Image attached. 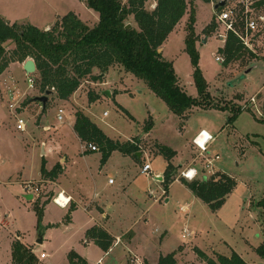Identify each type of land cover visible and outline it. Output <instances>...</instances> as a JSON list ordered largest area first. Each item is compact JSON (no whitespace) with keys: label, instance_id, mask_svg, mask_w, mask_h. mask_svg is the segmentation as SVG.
<instances>
[{"label":"rangeland","instance_id":"374dc122","mask_svg":"<svg viewBox=\"0 0 264 264\" xmlns=\"http://www.w3.org/2000/svg\"><path fill=\"white\" fill-rule=\"evenodd\" d=\"M220 1L198 0L194 4L196 49L200 69L209 86L211 107L196 108L188 118L181 119L172 113L144 81L119 66L109 73L104 87L94 88L93 83L88 82L75 100L61 102L55 95L51 96L47 105L49 115L40 109L39 103L25 110V101L44 95L39 89L38 76L36 86L28 92L17 112L10 109L13 103L10 99L2 100L5 88L0 78V264H13V245L18 241L31 251L34 246L38 264H96L101 258H105L106 264H136L137 257L142 259V264H158L161 257L173 253H176L177 264H203L196 249L214 259L218 255L230 257L236 252L248 264H264L256 252L264 243L262 210L258 206L264 198V55L261 52L252 57L246 52L243 60L231 65L217 62L216 56L222 55L220 50L225 45L216 29L219 11L215 6ZM230 1L238 5V26L242 30L247 20L246 11L244 13L238 1ZM260 1L264 0H253L254 8L249 17L259 21L263 37L257 45L264 50V4ZM155 7L152 1L147 5L148 10ZM69 13L76 14L90 27L100 20L99 14L89 9L85 0H0L1 18L10 24L32 25L40 30H49ZM190 16L191 9L167 39L163 54L166 61L173 63L184 92L193 99H200L194 69L186 52ZM130 24L138 28L132 18ZM211 25L216 27L209 32ZM6 49L10 57L15 45L9 43ZM250 68L252 71L246 74ZM12 77L22 91L27 90V76L20 66L14 65L9 70L6 81ZM94 89L99 98L92 102L90 94L95 95ZM105 91L112 97L103 95ZM61 109L64 110L62 122L58 120ZM238 109H242L241 114L230 120ZM78 111L90 117L108 137L122 143L139 141L140 152L149 154L142 163L132 156L136 164L131 168L133 172L124 189H121L117 171L119 168L126 171L131 165L121 153H114L106 173L96 174L100 202L105 200L116 205L109 213L113 229L117 233L128 232L122 237L123 242L134 237L129 248L124 244L116 246L108 256L87 236V230L99 217L88 208L90 202L85 205L86 210H90L88 213L81 206L73 210L70 203L63 210L55 204L63 193L59 192L58 184L41 177L44 156L40 145L46 124L54 130L61 128L66 135L64 151L83 165L81 154L87 144L84 146L73 133ZM18 120L25 122L24 132L20 131ZM150 121L154 124L152 134L143 140ZM203 129L215 138L209 145V154L220 156L213 165L214 176L224 173L237 182L217 212H212L181 183L173 185L168 190L169 195L163 196L165 188L157 181L158 176L164 177L168 164L158 147L166 146L177 153L172 163L177 167L179 180L182 166L200 152L192 142ZM93 157L99 162L103 154L99 151ZM64 163L65 160L60 164ZM145 163H150L151 175L140 174ZM204 164L205 159H200L196 165L198 180L207 175ZM91 166L96 168L94 162ZM76 171L71 169L60 180V188L79 190L80 183L90 187L89 180L74 177ZM32 179L38 180L32 182ZM110 180L115 185H110ZM90 188L92 200L95 190ZM28 193L32 199L26 198ZM36 205L44 212L41 222ZM41 240H44L42 244Z\"/></svg>","mask_w":264,"mask_h":264},{"label":"trees","instance_id":"16d2710c","mask_svg":"<svg viewBox=\"0 0 264 264\" xmlns=\"http://www.w3.org/2000/svg\"><path fill=\"white\" fill-rule=\"evenodd\" d=\"M150 1L156 4L153 10L147 8ZM196 1L198 0H127L124 3L123 0H85L86 6L99 14V23L94 27L84 23L74 13L58 19L49 30H40L32 25L10 24L0 17V75L4 74L12 63H25L32 59L37 67L40 92L46 94L47 91H54L57 99L69 101L83 84L100 83L111 68L119 66L144 81L150 91L162 100L172 113L181 119L188 118V114L196 108L211 107L209 86L200 69V58L196 49ZM202 1L211 3L214 0ZM260 4L263 5L264 1H260ZM190 9L191 16L186 29V52L194 69L193 77L200 99H193L184 92L173 63L165 60L163 51L159 52L163 50L167 39ZM131 18L138 28L130 24ZM211 26L208 27L209 32L211 28L213 31L216 27ZM9 43L15 45L10 57L6 51ZM246 52L248 51L239 38L232 33L220 50L226 65L243 60ZM90 99L94 102L98 96L91 93ZM31 101L32 99H28L24 104L27 106ZM46 110L47 108L43 109L44 112ZM241 112L242 109L235 111L230 120H235ZM75 117L74 131L83 143L97 146L98 151L103 154L102 164H105L114 152L137 159L136 154L140 152L139 141L122 143L113 140L84 112L78 111ZM153 126V122H148L145 132L150 133ZM158 152L168 162L162 180L167 193L170 186L178 180L177 167L172 163L177 153L166 146H159ZM62 171L60 164L48 171L43 160V180L54 182ZM179 180L212 212H217L223 206L237 185L234 178L224 173L192 182L183 178ZM258 206L262 210L264 225V198ZM35 210L38 221L41 222L43 209L36 205ZM87 236L105 253L114 246V239L100 227L88 230ZM256 252L264 260V243ZM196 253L203 260V264H248L236 252L230 257L218 255L217 259L209 257L200 249H196ZM38 263L39 260L33 251L19 241L14 243L13 264ZM177 263L176 253H173L161 257L158 264Z\"/></svg>","mask_w":264,"mask_h":264},{"label":"crops","instance_id":"0c3cea01","mask_svg":"<svg viewBox=\"0 0 264 264\" xmlns=\"http://www.w3.org/2000/svg\"><path fill=\"white\" fill-rule=\"evenodd\" d=\"M163 51V50H162ZM14 65H18L20 66L21 68V71L25 73V75L27 74L25 71H24V65L21 66V64L19 62H16V63H12L9 68L6 70V72L2 75H0V78L3 80L4 82V88L6 89V85L9 86L11 84V80L9 81V79L6 81V79L8 78V74H9V70H11V68L14 66ZM118 66L116 67H113L111 68L108 73L105 75V78L104 80H102L100 83H93V85L95 86L94 88H101V87H104L107 83H106V79H107V76L109 75V73L112 71V70H116ZM14 78V77H12ZM11 78V79H12ZM6 81V82H5ZM7 83V84H6ZM85 84H89L88 82L85 83ZM82 85V87L78 90V92L71 98V100H75V97L79 94V92H81V90L83 89L84 85ZM4 89V90H5ZM3 90V98L2 100L6 99V100H9V95H8V92L6 90V92ZM97 90V89H96ZM30 90H26V91H22V92H26V96L28 94ZM95 92L94 94L96 96H98L99 98V95L97 94V92ZM107 91H105L103 93V95H105ZM109 92V91H108ZM110 93V92H109ZM25 96V98H26ZM35 96V95H34ZM110 97H112V95L110 94ZM24 98V99H25ZM35 97H33L32 99H34ZM31 99V98H29ZM61 101V100H60ZM61 102H69V101H61ZM33 105H36V103H31L29 105L26 106V109H29L31 108ZM40 109L43 110L42 107H40ZM49 113V110L47 109L46 111V115ZM105 114V113H104ZM103 114V116H104ZM49 115V114H48ZM104 117H107V116H104ZM90 118V117H89ZM91 119V118H90ZM94 122V121H93ZM95 123V122H94ZM96 124V123H95ZM75 125V124H74ZM102 129V128H101ZM51 131L50 133H45L46 132H49ZM103 130V129H102ZM153 131V129H152ZM152 131L148 134L145 135V138H142L143 140L150 137L151 134H152ZM201 131H206V130H201ZM200 131V132H201ZM42 135H41V138H42V141H41V145H40V148L42 149V152H43V160L45 161L46 163V169L48 171H52L54 169V167L60 163H62V161L65 160V163L64 165H61L62 167V174L59 176V178L54 181L55 184H58V187H59V192H63L62 195L66 196L67 199H71V202L70 204H73L71 206H73V210H77L79 208V206L81 207H85V211L88 213L90 212L86 210V204H89L90 202V207H88L89 209H91L92 211H95V213L97 214V216H99L98 218H96L97 220H95V224L93 227H100L102 229H104L113 239H114V247L116 246H119V245H122L124 244L126 247L129 248V246H131L132 242L134 241V237L129 239V241L127 242H123V239L122 237H124L128 232H122V233H117L114 229H113V224H112V216L109 214L111 210H113V208L116 206L115 205V202H108V201H102L100 202V199H101V192L99 191L98 187H97V177H96V174L98 175H101L102 173H106V171L108 170V166H109V163L111 161V158L112 156L114 155V152L111 157L109 158V160L105 163V164H102L101 161L98 162V160L96 158H94L93 156L97 153H99V151L97 152H92L90 150H88L87 148L84 149V152L81 154L82 158L80 161H83V165H81L79 163L78 160L74 161L71 157L68 156V154L64 151V147L63 144L65 143L66 141V135L63 134V132L61 131V128H58V129H53L49 124L47 126L46 125H43V130H42ZM199 132V133H200ZM207 133H209L208 131H206ZM73 133L75 134V136L78 138V140L80 141L81 139L78 137V135L76 134V132L74 131V126H73ZM197 133L195 135V137L193 138V142L192 144L194 145V139L197 137V135L199 134ZM210 134V133H209ZM110 138V137H109ZM112 139V138H111ZM113 140H116V139H113ZM141 140V139H140ZM119 141V140H118ZM131 141V140H130ZM82 142V141H81ZM39 143V142H38ZM82 144L85 146L86 143H83ZM120 153V152H119ZM141 153V157H137L136 159V162H140L142 163L143 159H144V156L148 153H144V152H140ZM45 154V155H44ZM121 155L123 156V158L125 160H127L129 162V164L131 166H129L128 170H123L121 168L118 169L117 171V176L119 178V180L121 181L122 183V186H121V189L125 187V184L128 183L130 181V177H131V173L133 172V170L131 169L133 165H135V161H133V157L132 156H126V155H123L121 153ZM149 155V154H148ZM200 152L198 153L197 157L190 161L189 164L185 165V166H182L183 167V170L184 169H187V168H194L196 170H198V167L196 166L198 161L200 159L204 160V158H200ZM92 157L94 159H92ZM178 155L176 156V159H177ZM52 162H51V160ZM43 160H42V163H43ZM94 162V166H96V168L94 169V167L91 166V163ZM134 162V163H132ZM147 163H145L144 165H146ZM150 164V163H148ZM79 165V166H78ZM42 167V166H41ZM144 167V166H143ZM181 167V166H179ZM77 169L76 171V174L74 175V177L79 180L81 178L85 179L86 181H90V187H92L94 190H95V196H94V199L90 200L89 196V190L88 189H91L90 187H86L84 186L82 183H80L81 187H83V189L81 187H79L78 185V188L79 190H71V189H65V188H60V180L65 178L67 176V174L70 172V170L72 169ZM143 169V168H142ZM203 169H204V166H203ZM166 170V169H165ZM165 173V172H164ZM134 174V173H133ZM140 174L142 175V170L140 171ZM144 175V174H143ZM147 176V175H146ZM133 177V176H132ZM163 178L161 176H158L157 178V181L159 182H162ZM33 180H38V179H32L31 181L33 182ZM111 181V180H110ZM109 181V184L110 185H115V182L114 183H111ZM53 182V181H52ZM178 183H181L180 180H176L171 186L170 188L173 187V185L175 184H178ZM182 184V183H181ZM184 186V185H183ZM186 187V186H185ZM187 188V187H186ZM85 189V191H84ZM188 189V188H187ZM30 193L26 194L27 196L29 195ZM167 195L168 192H167ZM194 196V195H193ZM196 198V197H195ZM169 202V201H167ZM59 207V206H58ZM61 208V207H60ZM63 210L67 209V208H62ZM93 227H91L90 229H92ZM88 229V230H90ZM87 230V232H88ZM130 232V231H129ZM44 242V240H42V243ZM85 242V241H84ZM27 246H30L28 244H26ZM113 248L111 249L113 251ZM33 252H34V246H33ZM111 251V252H112ZM110 252V253H111ZM109 253V254H110ZM137 257V256H136ZM139 259V261H142V259H140L139 257H137ZM148 264H151L148 262Z\"/></svg>","mask_w":264,"mask_h":264},{"label":"built area","instance_id":"2783aa9c","mask_svg":"<svg viewBox=\"0 0 264 264\" xmlns=\"http://www.w3.org/2000/svg\"><path fill=\"white\" fill-rule=\"evenodd\" d=\"M239 2V4L243 7L244 13L246 11L247 15V20L245 23V27L241 30L239 29L240 27L238 26V5L235 3H232L229 1L228 5L224 8H222L221 11H219L217 15V32L219 38L223 39L226 43L228 40L229 35L232 33L234 34L239 40L241 41L242 45L245 47V49L251 53V54H261L263 52L264 55V50L259 49V46L257 45L258 41L262 39L263 36V31L260 28V24L257 18L249 17V12L251 11V8H254V3L253 0H236ZM244 19V18H243ZM261 50V51H260ZM216 60L219 63H225V58L224 56H216ZM27 76V83H28V88L27 90H31L36 86L37 83V75L35 74H26ZM11 84L9 86L6 85V89L9 95V99L13 102L10 104V109L13 110L14 112H17L18 109L21 108V105L23 103V100L26 96V92H22V90L19 88L18 83L12 78ZM7 84V83H6ZM64 110L59 111L58 115V120L62 122L64 120L63 117ZM104 116H107V113L104 114ZM18 127L20 131H25L26 130V124L23 120H18ZM204 137L203 143H199V140ZM215 141V138L207 133L206 131H201L197 137L194 139V144L197 146V148L200 151V158L205 159V164H204V172L207 173L205 176L206 178L211 176H214L215 170L213 168V165L220 160V156L214 155L211 156L209 154V145ZM88 150L92 152H97L98 148L97 146L93 144H88L86 147ZM208 156H211L210 158ZM208 157V158H207ZM151 165L146 164L144 165L142 169V173L144 175H151ZM199 176L198 170L194 168H187L181 171V177L187 181H194L197 180ZM162 180V179H161ZM113 183V181H110ZM29 187H27L28 190ZM167 193L163 191V196H165ZM71 200V199H69ZM55 204L61 208H66L69 204L66 203L65 205L63 203H59L58 200L56 199ZM112 250H110L108 253H106V256L109 255V253ZM136 264H142L141 261H139L138 258L134 260ZM96 264H106L105 263V258H101Z\"/></svg>","mask_w":264,"mask_h":264},{"label":"water","instance_id":"95a60500","mask_svg":"<svg viewBox=\"0 0 264 264\" xmlns=\"http://www.w3.org/2000/svg\"><path fill=\"white\" fill-rule=\"evenodd\" d=\"M230 0H222L220 1L216 6H215V10H218V9H222L224 7H226L228 5ZM159 52L161 53L162 52V49L159 50ZM253 68H250L246 71V74H249L251 71H252ZM24 71L27 73V74H35L37 72V67H36V63L34 60L32 59H29L27 60L25 63H24ZM244 79V77H242ZM54 95V91H47L46 94H44L43 96H40V97H35L34 99H32V103H39L42 105V108L45 110L47 108V105H48V102H49V99L51 96ZM105 95H108L110 96V93L109 92H106ZM137 157H141V153H137L136 154ZM180 168V167H179ZM26 198L28 199H32V195H28L26 196ZM40 244H42V240L39 241Z\"/></svg>","mask_w":264,"mask_h":264},{"label":"bare ground","instance_id":"6f19581e","mask_svg":"<svg viewBox=\"0 0 264 264\" xmlns=\"http://www.w3.org/2000/svg\"><path fill=\"white\" fill-rule=\"evenodd\" d=\"M203 141H204V137H202V138L199 140V143L202 144ZM57 200H58L59 203H63L64 205H65L66 203L69 204V203L71 202V200L67 199L66 196H64V195L59 196V198H58Z\"/></svg>","mask_w":264,"mask_h":264}]
</instances>
